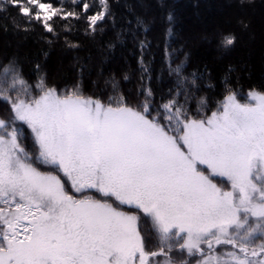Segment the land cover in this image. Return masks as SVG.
<instances>
[{
	"label": "snow or ice",
	"instance_id": "6c2138e0",
	"mask_svg": "<svg viewBox=\"0 0 264 264\" xmlns=\"http://www.w3.org/2000/svg\"><path fill=\"white\" fill-rule=\"evenodd\" d=\"M10 3L47 32L54 17L76 16L44 0ZM104 18L89 16L90 27ZM0 84L11 111L0 118V264H177L173 250L196 264H264V90L243 103L229 91L195 118L175 98L154 107L151 90L136 106L42 81L32 96L12 62ZM123 206L150 218L145 235Z\"/></svg>",
	"mask_w": 264,
	"mask_h": 264
},
{
	"label": "trees",
	"instance_id": "16d2710c",
	"mask_svg": "<svg viewBox=\"0 0 264 264\" xmlns=\"http://www.w3.org/2000/svg\"><path fill=\"white\" fill-rule=\"evenodd\" d=\"M44 2L76 16L54 17L47 32L41 23H27L10 0H0V69L14 63L32 96L40 95L42 81L61 93L79 85L85 97H124L136 106L151 90L154 107L175 98L202 118L229 91L243 103L250 89L264 90V0H104L106 8L101 0ZM102 10L105 18L93 29L88 17ZM225 36L234 44L225 47ZM10 115L0 100V118ZM19 127L28 143V130ZM122 210L151 222L135 209Z\"/></svg>",
	"mask_w": 264,
	"mask_h": 264
},
{
	"label": "rangeland",
	"instance_id": "374dc122",
	"mask_svg": "<svg viewBox=\"0 0 264 264\" xmlns=\"http://www.w3.org/2000/svg\"><path fill=\"white\" fill-rule=\"evenodd\" d=\"M24 1L27 2V0H24ZM103 11H104V10H103ZM19 125L24 126V127L28 130L29 135H30V137H29L30 141H29L28 143H25L26 147H28L30 150H34V149H32V140H31V131H30V129H28L27 125H24V124H22V123L19 124ZM42 170H43V169H42ZM225 183H226V185H227V188H225V189L227 190V189L230 187V185L227 183V181H225ZM222 187H223V186H222ZM68 190L71 191V189H70V185L68 186ZM92 194H93V193H92ZM135 210H136V209H135ZM136 211L139 213L138 210H136ZM149 221H151V220H149ZM149 223H151V222H149ZM149 223L146 222V221H144L143 219H141L140 222L138 221V228L140 229L142 235H145L146 232H147V230H148V228H150V227H149ZM148 249H149V250H157L158 247H155V246H154V247H150V246L148 245ZM173 255H175V258H174V259L172 258V259L175 260V261L177 262V264H180V261H181V260H187V261H190V264H196V261H197V259H198V258L190 257V256H188L186 253H184L183 256H181V257L178 258V259H177L178 255H179L178 252H174L173 254H171V257H172ZM164 260H165V257H164V256L154 258V264H162V262H163Z\"/></svg>",
	"mask_w": 264,
	"mask_h": 264
}]
</instances>
